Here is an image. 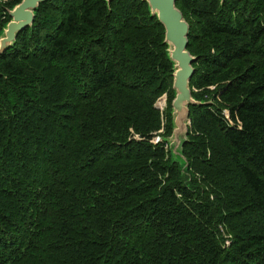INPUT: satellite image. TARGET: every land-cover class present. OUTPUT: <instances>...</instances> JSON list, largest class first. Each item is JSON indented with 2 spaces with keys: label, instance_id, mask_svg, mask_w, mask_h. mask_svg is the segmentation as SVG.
Returning a JSON list of instances; mask_svg holds the SVG:
<instances>
[{
  "label": "trees",
  "instance_id": "1",
  "mask_svg": "<svg viewBox=\"0 0 264 264\" xmlns=\"http://www.w3.org/2000/svg\"><path fill=\"white\" fill-rule=\"evenodd\" d=\"M21 1L0 0V32ZM177 7L186 168L147 2L49 0L0 55V264H264V0Z\"/></svg>",
  "mask_w": 264,
  "mask_h": 264
},
{
  "label": "water",
  "instance_id": "2",
  "mask_svg": "<svg viewBox=\"0 0 264 264\" xmlns=\"http://www.w3.org/2000/svg\"><path fill=\"white\" fill-rule=\"evenodd\" d=\"M49 0H22L21 3L8 9L11 21L0 32V55L11 48L20 32L30 28L35 22L36 11L41 4ZM108 3L111 0H107ZM148 3L152 17L165 29V43L169 46V55L174 63L173 89L175 98L172 102L173 133L168 139L171 156L177 150L178 162L187 167L183 156V146L188 139L190 128V106L197 105L190 88L191 80L195 74L193 64L197 57L188 51L190 26L185 20L182 11L177 7V0H143ZM158 109L161 108L156 105ZM161 141V138H160Z\"/></svg>",
  "mask_w": 264,
  "mask_h": 264
},
{
  "label": "rangeland",
  "instance_id": "3",
  "mask_svg": "<svg viewBox=\"0 0 264 264\" xmlns=\"http://www.w3.org/2000/svg\"><path fill=\"white\" fill-rule=\"evenodd\" d=\"M157 104L161 108V110L159 109L160 111H162V112L165 111L166 110V107H167V97H166V95L163 96V97H161L158 100ZM176 154H178V152H177V150L174 149L172 151V155H173V159L174 160H178V157L176 156Z\"/></svg>",
  "mask_w": 264,
  "mask_h": 264
},
{
  "label": "built area",
  "instance_id": "4",
  "mask_svg": "<svg viewBox=\"0 0 264 264\" xmlns=\"http://www.w3.org/2000/svg\"><path fill=\"white\" fill-rule=\"evenodd\" d=\"M153 142H154L155 144L159 143V142H160V137H157Z\"/></svg>",
  "mask_w": 264,
  "mask_h": 264
}]
</instances>
